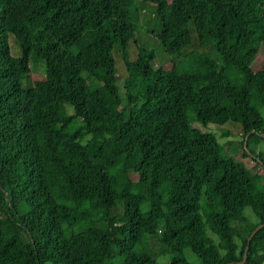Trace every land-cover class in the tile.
Masks as SVG:
<instances>
[{
	"label": "trees",
	"instance_id": "1",
	"mask_svg": "<svg viewBox=\"0 0 264 264\" xmlns=\"http://www.w3.org/2000/svg\"><path fill=\"white\" fill-rule=\"evenodd\" d=\"M145 3L166 68L127 50ZM192 122H236L264 173V0H0V264H238L262 178Z\"/></svg>",
	"mask_w": 264,
	"mask_h": 264
},
{
	"label": "rangeland",
	"instance_id": "2",
	"mask_svg": "<svg viewBox=\"0 0 264 264\" xmlns=\"http://www.w3.org/2000/svg\"><path fill=\"white\" fill-rule=\"evenodd\" d=\"M138 30L134 34V39L131 41L127 47L128 53L133 54L134 48H146L151 49L153 52V61L151 62V67H160L166 68L169 63L175 61L177 57L173 54H167L163 51L159 41L153 36V33H157L159 31L158 20L154 15V7L150 3H145L140 5L139 13H138ZM10 54L12 56H16L17 52L15 49L10 50ZM115 71H116V86L118 88V92L120 96H122L121 89V78L123 77V70L119 64V60L117 57H113ZM262 63V57L260 52L256 54L255 59L251 63V68L255 71L260 68ZM29 70L30 77L34 80H39L43 77V64L41 60H31L29 62ZM190 126L194 129L200 130L202 132H206L212 134L217 141L218 144L222 145V153L227 156H231L232 159L236 162L238 166L242 169L255 170L257 174L261 175L262 180H260L259 184L262 183L261 191L255 189L253 186L249 185V191L254 197H260V202L262 205L264 204V173L257 167H255L253 161L249 156L243 157L241 155L240 145L238 141L241 136V129L236 122H226L220 127H215L212 124L201 125L199 122H192ZM259 152L264 151V146L258 148ZM259 200V199H256ZM258 208L262 211V208L258 204ZM264 210V205H263ZM264 212V211H263ZM243 216L248 221H255L250 209L248 207L243 208L242 212ZM207 236L210 237L213 241L216 240L213 234L207 233ZM235 243L238 245L239 241L234 239ZM149 244L151 246L152 252L157 253L160 246L149 240ZM185 256L187 260L193 261V256L185 251Z\"/></svg>",
	"mask_w": 264,
	"mask_h": 264
},
{
	"label": "water",
	"instance_id": "3",
	"mask_svg": "<svg viewBox=\"0 0 264 264\" xmlns=\"http://www.w3.org/2000/svg\"><path fill=\"white\" fill-rule=\"evenodd\" d=\"M252 157H254V156H252ZM259 163H261V162H259ZM263 224L264 223H259V224L255 225L253 227V229L247 235L246 240H245V245H244L243 250H242L241 258H240L238 264H242L244 262V258H245V254H246V250H247V246H248V242H249L250 237L252 236L254 231H256L258 228H260Z\"/></svg>",
	"mask_w": 264,
	"mask_h": 264
},
{
	"label": "built area",
	"instance_id": "4",
	"mask_svg": "<svg viewBox=\"0 0 264 264\" xmlns=\"http://www.w3.org/2000/svg\"><path fill=\"white\" fill-rule=\"evenodd\" d=\"M261 264H264V262H261Z\"/></svg>",
	"mask_w": 264,
	"mask_h": 264
}]
</instances>
